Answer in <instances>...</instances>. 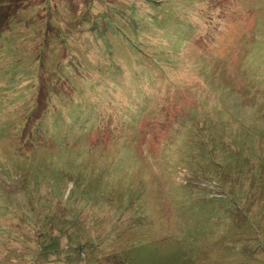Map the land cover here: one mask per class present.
<instances>
[{"label":"rangeland","instance_id":"rangeland-1","mask_svg":"<svg viewBox=\"0 0 264 264\" xmlns=\"http://www.w3.org/2000/svg\"><path fill=\"white\" fill-rule=\"evenodd\" d=\"M108 5L120 13H110L103 35L87 32L93 11ZM260 5L0 0V186L11 192L9 161L33 172L27 182L39 190L26 194L38 201L32 202L38 212L27 219L38 217L45 226L35 250L26 234L38 225L17 221L20 215L13 217L8 209L1 229L22 239L0 237V264H264V168L247 164H264V33L256 36L264 23L249 10ZM145 45L155 54L163 51V68L146 58L139 67L148 72L138 76L127 52H143ZM51 50L58 53L56 64L57 53L47 57ZM35 54L48 60L38 75ZM18 58L27 72L11 80ZM49 89L64 103L56 105L62 125L94 126L82 136L67 126L57 130L49 111L42 138H31L47 100L56 99ZM68 96L72 100L65 101ZM80 101L82 107L88 102L96 117L83 116L75 105ZM21 121H26L23 132ZM64 133L73 146L57 137L54 159L45 151L51 153L53 135ZM206 150L210 165L201 158ZM214 158H224L233 172ZM54 173L60 180L55 182ZM47 180L55 193L40 189ZM78 195L83 199L75 207ZM127 200L134 204L124 217ZM65 217L68 227L62 225ZM109 227L126 232L111 247L117 250L105 246L94 252L91 245L105 244L107 236L100 234ZM227 228V235H236L225 237ZM65 233L67 246L60 243Z\"/></svg>","mask_w":264,"mask_h":264},{"label":"trees","instance_id":"trees-1","mask_svg":"<svg viewBox=\"0 0 264 264\" xmlns=\"http://www.w3.org/2000/svg\"><path fill=\"white\" fill-rule=\"evenodd\" d=\"M239 1V0H238ZM251 1V3L255 6V4L256 3H261L262 5H260V7H256L255 9H253V7L252 6H249V10L250 11H252V13L254 14V15H261L262 16V23H264V3H262V2H260L259 0H250ZM94 5H95V2H94ZM94 5L92 6V9L94 8ZM249 5V4H248ZM114 12H118V13H120V11H116V10H110L109 9V5L107 6V8L105 9V10H102V11H100V12H98V13H96V11H93V24L91 25V26H88V30H86L87 32H101V36L103 35V31H104V24H110L111 23V20H112V18H113V15H110V13H114ZM96 13V14H95ZM140 14H141V11H139L138 13H137V15H139L140 16ZM259 23H261L260 21H259ZM47 24H48V27L50 26V27H53V25L51 24V19H49V20H47ZM112 29H114V30H116V31H119V29L118 28H115L114 26H112L111 27ZM256 36H261L263 33H264V30H263V32H262V28H261V26L260 27H258V29H256ZM99 33L98 34H95V35H99ZM94 34V33H93ZM228 35H230L229 33H227ZM226 34V35H227ZM225 39V38H224ZM242 40H243V42H244V44H246V45H248V43H247V40H245V38H242ZM145 47H148V49L147 48H145V50L143 51V52H139V53H135V52H127V53H130L135 59H134V61H135V63H136V65H138V67H139V64L141 63V61L143 62V60L144 59H146V58H149L150 60H151V62H152V64H154V66L156 67V68H158V69H162L163 68V60H162V58H161V53L163 52H160L159 54H155L154 53V49H150L151 47H149L148 45H145ZM53 48V47H52ZM56 53H57V51H53L52 52V50L50 51V52H48V54H47V57L48 56H54V54H55V56H56ZM32 56V55H31ZM39 56H41V55H39L38 54V58H39ZM34 58H36V63H34L33 64V68L35 69V75H38V73H39V71H40V66L42 65V64H44L45 62L47 63V59L45 60V56L43 55L40 59H37V57H36V54H35V56H34ZM163 59H165L166 60V62L167 63H169V61L170 60H168V58L166 59V57H163ZM38 60V61H37ZM54 60H56L55 61V64H56V62L57 61H60V60H58V53H57V59L56 58H54ZM54 63V62H53ZM175 64L177 65V62H175ZM173 62H171V64L169 65V66H171L172 68H176V65H175ZM20 66V67H19ZM37 66V67H36ZM119 66V65H118ZM144 66H145V64H144ZM117 67V66H116ZM147 69H143V70H141L140 69V67H139V70H138V76H142V74H147V72H148V67H146ZM117 70H118V67H117ZM152 68H151V73H152ZM27 72V69H25L24 67L22 68L21 67V62H20V58H18V60H17V62H16V68L14 69V71H13V74H14V77H11L10 79L12 80V79H16V76H18V75H20L19 77H20V79H22V77H23V75L22 74H25ZM143 72V73H142ZM163 74H165V73H163ZM35 75H34V79H35ZM13 80V81H14ZM99 85H101L100 83H98V86ZM53 88V87H52ZM48 92H50L49 93V97L53 94H55V92H54V90L53 89H49L48 90ZM48 92L45 94V96H46V98H47V94H48ZM66 94H70V90H69V88H68V92L66 91ZM55 96V95H54ZM56 97V96H55ZM69 97V96H68ZM67 97V99H65V101H70V100H72L70 97L68 98ZM87 98H91V96L90 97H87ZM56 102V103H55ZM60 103H61V105H64V103L63 102H59V99L56 97V99H53V101L51 100V99H49V102H48V100H47V104H48V106H47V108L45 109V110H43L42 111V116H40L39 118H38V122H39V124L38 125H36L35 126V128L33 129V130H31V132H30V134H31V138H32V136H34L35 138H37L38 139V141L42 138V136H43V128H44V126H45V120L47 119V118H50V114H51V116H54V124H55V126L57 127L56 129L57 130H59V129H63L64 128V126H67L66 127V130L68 129V130H73V131H75L76 133H78L79 135H83V134H85L86 132H88V130H90L94 125L92 124L91 126H90V128L89 129H87V130H84V129H81L80 127H78V126H70L69 124H67V125H62L61 124V120H60V118H61V115L62 114H58L57 113V111H56V105L57 104H59L60 105ZM80 110H81V112L83 113V116L85 115V116H89L90 114H92V116L93 117H96L95 115H97L95 112L94 113H91L90 111H89V104H88V102H85V104L83 105V107H82V103H81V101H80V103H77V104H75ZM26 108V107H25ZM28 110V109H27ZM49 111H50V114L47 116V114L49 113ZM19 112V111H18ZM31 112L30 111H28L27 112V116H31ZM17 118V117H16ZM21 124H22V130H21V132H23V131H25L24 130V127L26 126V121H21ZM42 131V132H41ZM71 132V131H70ZM67 136H68V133H67ZM57 137H59V140H60V143H65V145L67 146V147H72L73 145L71 144V142L70 141H66L65 139H66V136H65V133L64 134H58V135H56V136H54L53 135V138H52V140H51V142H52V144H51V146H52V151H53V153H52V151H51V153H49V152H47V151H45L46 153H47V155L48 154H51V156H53V158H54V156L56 157V155H54L55 153L54 152H56L57 150H55V139L57 138ZM46 142V141H45ZM37 144V143H36ZM36 144L35 145H33V146H36ZM206 145V144H205ZM38 146V145H37ZM66 147V148H67ZM63 148V147H62ZM64 149V148H63ZM214 150H216V148L214 149ZM224 152V151H223ZM46 153H43L44 155H46ZM203 154V153H202ZM247 155H249L248 153H247ZM227 156V158H231L229 155H226ZM209 157H210V155H209V153L207 152V150H206V153H205V155H202L201 156V158H205V159H208V161H209V165H210V159H209ZM248 158L250 159V157L248 156ZM55 159V158H54ZM8 160V159H7ZM47 160H50V159H47ZM214 160L215 161H217L218 163H220V165H221V167L222 168H224V169H226V170H228L230 173H232L233 172V168H230V167H227L228 165H226L223 161H224V158L223 159H221V161H219L220 159L219 158H217V159H215L214 158ZM9 162H10V165H8L9 164ZM8 163H6V165H8V166H5V170L7 169L8 170V172H10V171H12V172H14V176H16V175H18V174H20L19 176H17V177H15L14 178V176H11V178H12V180H10V181H12V183H6V184H9V185H11V188H10V190H11V192L10 191H7L5 188H2L1 186H0V208H1V211H0V221H2V219H3V217H5V216H7V215H9V214H7L6 215V213L9 211L8 209H12V210H14L15 211V213L14 214H11L13 217H17V216H15V214H19L20 215V217H17L19 220H17V221H26V220H28V221H31L32 222V224L33 225H35V223H36V225H38V229L37 230H35L34 228H33V230H29L28 231V233L26 234V237L29 239L28 240V242H30L32 245L34 244V242L36 243V245H35V250H39V247H37V243H39L38 241V236L39 237H41L42 236V234H43V232H44V230H45V226H43V225H41V227H40V221H39V219L40 218H38V217H32V218H28L27 219V217L28 216H33V215H36L37 214V212H38V209H33V205H34V203H36V202H38V201H34V200H36V199H34V198H31L30 196H28L26 193H27V191L29 190V189H35V190H39V187H37V185L36 184H30V182L28 183L27 181H28V179H29V175L28 174H33V172H31L30 170H27V169H18L17 168V166H19V165H17V162L18 163H21L20 161H14V162H12V161H9ZM247 164H250V165H253V167L254 166H260V167H262V168H264V164H261V162H255V163H251V162H249V161H247ZM2 168H3V165L1 164L0 165ZM191 167H193V169L195 170V168H196V165H192ZM231 170V171H230ZM197 171H199L200 172V170H197ZM197 171H196V173H197ZM212 171V168H210V170L209 171H207V173H210ZM43 172V171H42ZM45 173V175H47L48 173H46V172H44ZM103 173V172H102ZM39 174H41V173H39ZM54 174H56L55 176H53V178L55 179V182L57 181V180H60L59 179V177H58V173H54ZM104 174V173H103ZM102 174V175H103ZM42 175V174H41ZM101 176V175H100ZM99 176V177H100ZM88 177H84L83 178V180H85V179H87ZM52 180V179H51ZM49 184H50V182H49V180H47L46 181V186L44 185L43 187H41L40 189L41 190H43V189H45V190H53V188H50L49 187ZM225 184V183H224ZM233 184V183H232ZM9 185H8V188H9ZM101 186V185H100ZM99 186V187H100ZM226 186V185H225ZM228 186H230V185H228ZM251 186V187H250ZM16 187V188H15ZM227 187V186H226ZM231 187V186H230ZM249 187H250V189H252V187H255L254 186V184H253V182H250V184H249ZM47 188V189H46ZM84 188H86V187H82V189H84ZM67 190H68V187H67V189H65V191H64V198L65 199H69L70 197H67V195H66V192H67ZM97 190H100V188L99 189H97ZM244 191V190H243ZM21 192V193H20ZM56 192H58L57 190H56ZM52 193H55L54 191H52ZM38 194H39V191H35V193H34V197L35 198H37L38 197ZM94 195V194H93ZM67 197V198H66ZM89 199H90V201H92V198H91V196L89 195V196H87ZM73 199H75V198H73ZM83 199V197L81 196V195H78L77 196V198L75 199V207H78V206H80V201ZM34 201V203H32ZM128 201V204H126L127 206L126 207H124V206H122V207H124L122 210H123V214H124V217L126 216V214H127V212L131 209V207L133 206V204H134V202L132 203L130 200H127ZM127 201H126V203H127ZM7 208V209H2V208ZM29 208L31 209V210H29ZM20 212H24V213H20ZM40 213H47V210L46 209H42L41 210V212ZM45 216V215H44ZM11 217V216H10ZM132 217H137V218H139V216H132ZM132 217H131V219L130 220H132ZM68 219L69 218H66L65 217V220L63 221V223H62V225H64V227H68ZM120 219H122V218H120ZM140 219V218H139ZM38 223V224H37ZM94 227H96L95 226V224L93 225ZM1 225H0V237H4V239H5V241H8L10 238L9 237H14V238H21L19 235H17L16 233H15V231H13L12 229H6V230H3V229H1ZM52 228V227H51ZM119 228H121V227H118V228H112V227H109V229L105 232V233H103L102 234V232H101V234L100 235H102L101 237H103V236H107V237H104V240H106V243L105 244H102V243H95V244H93V245H91V247L92 248H94V249H92V250H94V252H96V251H101V250H99V248H106V247H109V250H110V252L112 253V252H115L117 249H112L111 247H113V245L115 244V245H117L116 244V241H121V240H119L120 239V237L121 236H125V233L126 232H120V230H119ZM129 228H130V225H128V229L127 230H129ZM47 229H48V227H47ZM131 229H133V228H131ZM230 229L229 228H227L226 229V232H225V237H232V236H235L236 235V233H231V235L229 234V235H227L229 232ZM133 231H134V229H133ZM232 231V230H231ZM135 232V231H134ZM65 237H67V239L69 238V236H66V233L64 234V236L60 239V243H62V241H64L65 242V245H66V241H65ZM97 237V236H96ZM224 237V236H223ZM95 238V237H94ZM94 238L93 239H90V241H86L87 242V244L89 243V242H92V241H94ZM22 239V238H21ZM118 239V240H117ZM68 241H70V240H68ZM77 241V240H76ZM76 243H78V241L76 242ZM79 243H82V241H79ZM102 244V245H101ZM125 243H123V245H124ZM51 246V245H50ZM67 246V245H66ZM106 246V247H105ZM47 247H49V246H47ZM40 248L42 249V250H44V246L43 245H40ZM56 249V248H55ZM17 250H18V252L19 253H22L23 251H24V248L22 249V247L21 248H19V247H17ZM48 251H50V250H48ZM44 252V251H43ZM42 253V252H41ZM217 261V260H216ZM199 262V261H198ZM68 264H73V262L71 261V262H69ZM200 264V263H199Z\"/></svg>","mask_w":264,"mask_h":264}]
</instances>
